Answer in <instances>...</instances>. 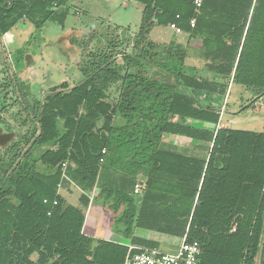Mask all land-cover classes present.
<instances>
[{"label": "trees", "instance_id": "trees-1", "mask_svg": "<svg viewBox=\"0 0 264 264\" xmlns=\"http://www.w3.org/2000/svg\"><path fill=\"white\" fill-rule=\"evenodd\" d=\"M133 1L143 7L133 40L125 32L108 40L95 35L98 43L108 44L107 51L124 40L133 46L122 55L124 65L113 63L106 48L91 52L81 67L84 81L70 91L67 85L62 91L52 88L43 102L18 85L31 126L0 152V264H124L131 246L160 247L157 241L133 236L135 228L198 241L200 264H259L264 133L218 128L221 112L178 87L226 97L232 82L255 99L264 97V0H204L200 9L195 0ZM69 2L0 0V39L23 22L37 30L48 22L64 27ZM173 24L203 42L200 56L216 78L183 72L188 46L151 39L155 27ZM23 60L24 51L17 50L19 69ZM0 65L8 72L1 58ZM144 69L153 72L138 73ZM119 83L120 96L111 103L108 92ZM9 89L19 103L11 81L4 97ZM119 116L123 124L115 123ZM194 120L215 128L196 127ZM167 135L188 139L202 153L165 143ZM49 145L36 156L35 151ZM65 162L70 165L64 177ZM140 173L147 179L137 207L131 195ZM64 182L84 192L98 189L95 200L120 213L117 221L125 226L130 244L86 235L85 210L91 199L83 194L81 208L68 204L58 193Z\"/></svg>", "mask_w": 264, "mask_h": 264}, {"label": "rangeland", "instance_id": "rangeland-1", "mask_svg": "<svg viewBox=\"0 0 264 264\" xmlns=\"http://www.w3.org/2000/svg\"><path fill=\"white\" fill-rule=\"evenodd\" d=\"M69 5L71 11L65 27L48 22L42 30L38 31L29 22H23L0 39V54H5L10 61L8 66H12L11 70L15 79L12 80L10 72H6L0 65V135H4V138L0 139L1 153L11 142L28 133L31 126L30 118L23 111L21 101L16 102L10 89L7 98L4 97V88L10 86L11 80L16 81V85L22 82L34 98L43 102L52 88H59L62 91V85L68 84L72 89L83 81L81 67L84 59H89L91 52L106 48L104 51L106 55L114 56L115 59L112 62L118 65L125 64L122 55L132 52L133 46L127 40L120 42L116 49L107 51L108 44L98 43L95 34L108 40L116 36L120 37L121 32H125L127 38L133 40L139 33L142 21L143 7L141 5L133 0H70ZM91 36L93 38H90ZM150 37L152 39V33ZM173 38H175L173 41L190 48V56L186 61V64L189 63L187 68L194 66L196 71L204 72L206 62L200 56L203 42L200 39L191 38L186 33L181 36L174 35ZM17 49L24 51V68L20 70L15 63ZM127 69L126 67L125 70ZM130 71L133 73L135 70L131 68ZM152 72L151 69H144L138 73L148 76ZM120 85V83L115 84L109 90V102L118 100ZM232 88L230 104L226 111L228 113L223 123L231 129L264 133V97L255 99L253 94L242 86L234 85ZM26 121L29 122L24 125ZM124 121L119 116L115 123L123 124ZM6 127L10 128L11 132H7ZM60 127L62 128L61 124ZM182 146L189 154L202 153L200 147L191 142H186ZM49 148L50 145L39 148L35 151L36 156L40 157ZM21 149L24 151L26 146L23 144ZM100 206L108 222L112 220L111 215L115 218L118 216L107 206ZM165 238L167 242H170L161 247L164 251L172 252L180 244V241L175 238Z\"/></svg>", "mask_w": 264, "mask_h": 264}, {"label": "crops", "instance_id": "crops-1", "mask_svg": "<svg viewBox=\"0 0 264 264\" xmlns=\"http://www.w3.org/2000/svg\"><path fill=\"white\" fill-rule=\"evenodd\" d=\"M183 34H185V33L184 32L177 33L174 29H172L170 27H155L154 31L152 32V40L157 44H160V43L169 44L171 42H175L177 44H180L177 41H173V40H175V38H173V36L174 35L181 36ZM186 63H185L184 70H183V72L185 74L191 75V76H196V77H202L205 79L209 78L211 80L216 78V76L214 74H211L206 69L204 72H198L195 70L194 66L187 68V65L189 63L188 64H186ZM191 71L193 73H191ZM203 73H205V74H203ZM231 83H230V89H229L228 95L226 97H222L220 95L211 94V93H205V92H201V91H194V90L187 91L183 87H178V91L180 93L193 95L194 97H196L199 100L200 104L203 105L204 107L211 106V107H214L217 111H220L221 112V124H219L218 128H223V127L229 128L227 124L223 123V119L226 117V115L228 113L226 111H227V107L230 104V100H231V94H232V90H233L232 87L234 86ZM174 119H176V118H174ZM191 124L196 126V127H201V128H208V129H214L215 128L211 124H206L204 122H200V121H196V120L191 121ZM164 142L176 146L177 149L179 148V150H181V151H185L182 144H184L186 142H191V141H189L188 139L183 138V137L167 135L164 137ZM192 144H195V143H192ZM196 146H197V144H196ZM146 179H147V176L145 174L140 173L137 176L136 184L143 183V185H145V188H146ZM134 191H135V188H134ZM134 191H133L131 197L135 200L137 207H140L144 194H143V196H136ZM58 193L64 198V200L68 204H71V205H74V206L80 207V208L82 207V204L80 202V198L83 194L87 195L91 199L89 207L85 210L86 220H85V225H84L83 230H84V233L86 235L93 237L95 239H103V240H108V241L117 242V243H121V244H130V239H126L124 237V234H123L125 226L122 223H119L117 221L120 218V213H116V214H118V216L116 218L111 215L110 218L113 221L111 220L110 222H108L107 217L103 216V213L100 210L101 209L100 205H103V204L101 202L97 201V199L95 200V198H97V195H98V189H96L92 193L91 192H84L82 189H80L74 183H70V182L65 183L64 182L61 185H59V192ZM97 204H99V205H97ZM96 215H98V216L96 217ZM115 221H117V222H115ZM144 232H147V233H144ZM133 236L146 237V238L151 239L153 241H157L160 244L159 249H161L162 246L169 244L168 242H170V241L167 242V240L165 238V237L170 238V236H166V235H159V236L156 235L155 236V234H152V232L149 233L148 231L137 229V228H135L133 230ZM163 236H165V237H163Z\"/></svg>", "mask_w": 264, "mask_h": 264}, {"label": "built area", "instance_id": "built-area-1", "mask_svg": "<svg viewBox=\"0 0 264 264\" xmlns=\"http://www.w3.org/2000/svg\"><path fill=\"white\" fill-rule=\"evenodd\" d=\"M204 0H195L194 5L197 9L203 6ZM192 28H195L196 19H192L190 22ZM177 33H181V29L174 24L170 26ZM106 150H103V154ZM70 165L69 162L63 164V173L65 177V171ZM145 185L138 183L135 185V195L139 196L144 193ZM47 203V201H45ZM57 205V202H54ZM139 250L133 253L134 250ZM202 254L201 245L198 241H188L187 237H184L178 247L172 251L167 252L161 249H149V248H136L129 247V253L125 259L124 264H200V257Z\"/></svg>", "mask_w": 264, "mask_h": 264}, {"label": "flooded vegetation", "instance_id": "flooded-vegetation-1", "mask_svg": "<svg viewBox=\"0 0 264 264\" xmlns=\"http://www.w3.org/2000/svg\"><path fill=\"white\" fill-rule=\"evenodd\" d=\"M66 23H67V22H66ZM46 24H47V23H46ZM65 25H66V24H65ZM44 26H45V25H44ZM64 27H65V26H64ZM42 29H43V28H42ZM42 29H41V30H42ZM38 31H40V30H38ZM6 35H7V34H6ZM95 35H96V34H95ZM4 36H5V35H4ZM102 37H103V36H102ZM90 38H93V37L91 36ZM103 40H105L104 37H103ZM73 41H77V40H73ZM78 42H79V41H78ZM105 45H106V44H105ZM17 50H18V49H17ZM19 50H20V49H19ZM2 55H3V54H2ZM2 55L0 54V58L2 59L3 64L6 66V68H7L8 71L10 72V74H11V75H10V76H11V79H12V80H15V79H14V75H13L12 70H11V67H12V66H8V65L10 64V61L7 59V56H6L5 54L3 55V57H2ZM4 56H5V57H4ZM15 63H16V62H15ZM3 68H5V67H3ZM23 68H24V60H23V63L21 64V69H23ZM18 69H19V68H18ZM19 70H20V69H19ZM10 76H9V77H10ZM83 77H84V76H83ZM12 80H11V82H12L13 86L15 87V89H17V94H18L19 102L21 101V103H23L24 100L22 99V95H20L19 90H18V85L21 84L22 82H20V83L18 82L17 85H16V81L13 82ZM83 81H84V79H83ZM83 81H82V82H83ZM82 82H81V83H82ZM22 84H23V83H22ZM79 84H80V83H79ZM79 84H78V85H79ZM63 85H67V86L69 87L68 90H69V91L71 90V89H70V86H69L68 84H63ZM63 85H62V86H63ZM78 85H76V86H78ZM76 86H75V87H76ZM25 88H26V87H25ZM72 89H73V88H72ZM15 99H16V98H15Z\"/></svg>", "mask_w": 264, "mask_h": 264}, {"label": "water", "instance_id": "water-1", "mask_svg": "<svg viewBox=\"0 0 264 264\" xmlns=\"http://www.w3.org/2000/svg\"><path fill=\"white\" fill-rule=\"evenodd\" d=\"M263 246H264V236H263V243L261 245V251H260V254H259V264H261V258H262V253H263Z\"/></svg>", "mask_w": 264, "mask_h": 264}]
</instances>
